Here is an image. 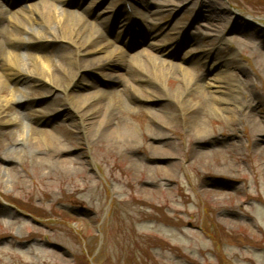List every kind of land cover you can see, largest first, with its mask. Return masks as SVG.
I'll use <instances>...</instances> for the list:
<instances>
[{"label":"rangeland","instance_id":"374dc122","mask_svg":"<svg viewBox=\"0 0 264 264\" xmlns=\"http://www.w3.org/2000/svg\"><path fill=\"white\" fill-rule=\"evenodd\" d=\"M0 1L7 11L45 9L40 0ZM48 2L62 25L90 29L70 42L54 41L53 27L41 40L21 36L60 82L23 79L19 90L0 97V264H264V0ZM199 8L211 19L196 20ZM210 23L223 33L209 30ZM99 42L109 44L103 53ZM150 42L167 48L159 57L192 73L200 84L193 94L211 91L201 84L219 77L235 114L207 106L202 116H186L196 104L189 98L184 115L173 103L159 111L138 96L132 100L129 58H105L118 48L128 57L151 51ZM21 54L27 73L30 60ZM92 57L106 64L103 71L84 67ZM64 59L80 70L74 81L59 67ZM106 72L126 81L104 78ZM167 80L182 86L174 71L151 86L165 91ZM97 89L106 96L83 109L98 103L102 115L113 109L135 132L128 149L90 135L98 115L83 120L74 106ZM115 99L132 110L114 108ZM157 113L166 124L152 120ZM30 128L50 132L60 144L12 153L27 140L46 144Z\"/></svg>","mask_w":264,"mask_h":264},{"label":"bare ground","instance_id":"6f19581e","mask_svg":"<svg viewBox=\"0 0 264 264\" xmlns=\"http://www.w3.org/2000/svg\"><path fill=\"white\" fill-rule=\"evenodd\" d=\"M44 4L45 9L43 10H37V6L33 8V6H30L29 8H26L27 10H19V11H7L5 10V7L3 3L0 1V97L5 95L10 89L14 92L16 90H19L17 88V85H21L22 83H25V80H29L28 83H38L41 82L43 79H47L48 81L52 82L53 84H58L60 81L56 76H52L53 72L48 67L49 61L43 57H39L37 55H34L31 50V43L24 40L21 36L23 34L30 36H34V39L41 40L42 35L48 31L49 28L53 27L55 30L58 31V34H52V39L54 41L62 42H70V39L72 37H75V39L78 36H81L85 32V28L90 29L87 25H83L82 28H77L79 23L76 25L74 24H68V25H62L60 21L57 20L58 17V11L57 7L53 5V2H48L45 0H40L38 3ZM171 4V3H170ZM175 4V3H172ZM176 5V4H175ZM160 8H163L160 5ZM207 9L206 13L211 12L210 7H204ZM43 12V13H42ZM12 13V14H11ZM14 13V15H13ZM65 11H62V15L65 14ZM205 13V12H204ZM202 10L200 8L198 9L197 14L195 15V19H208L210 20V17H207L204 15ZM11 14V15H9ZM35 15L38 16V18H35ZM155 15V14H154ZM10 16V17H9ZM19 16V17H18ZM36 20H40V24L42 27H39V31L35 33V31L32 30V27L34 25H40L38 22H35ZM128 19V18H127ZM131 19V17H129ZM6 21V23H5ZM78 22H83L82 20ZM85 24V23H84ZM28 26V27H27ZM210 26L208 29L211 31H216L218 35H221L223 33V30L217 29L212 23L208 24ZM191 26L186 28V31L189 30ZM129 29L130 32H134L132 29V25L129 22ZM137 33H141L140 31ZM91 33H88L86 43H91L92 40L96 37V35H100V33L97 31V34H92L91 37H89ZM141 35V34H140ZM155 35L152 34L151 36H146V39L148 41H153V37ZM145 38V36L143 35ZM150 37V38H149ZM97 38V37H96ZM138 39V36L136 37ZM142 41V42H141ZM137 41L140 44L144 43V40ZM233 41L237 42L233 39ZM155 42V41H154ZM193 43V42H192ZM150 47L152 48L151 51H148L147 49L142 50L140 53L128 57L127 52L125 50H120L119 48L116 50L117 52L110 53L108 57L105 58V60L113 59L114 57H117L120 60H124L126 58H129L130 68L134 71L136 74L135 76H132L128 80V85L131 99L135 100V98L140 97V99L148 104H151V106H155L157 110L161 111L163 110L164 104H170L173 103L176 109H180L182 111V114L184 115L187 113V109L185 106V99L189 98V101H195L196 104L194 106V109H191L189 114L187 113L186 116L190 114L194 115H203V110L209 106L214 111H224L230 114H235V109H231L232 106L231 101L228 99V95L221 92V89L219 88L218 80H220L219 77H215L213 79L214 82H205L201 85L205 88H213L211 91L206 92L203 91V93H199L200 96H197L196 94L192 93V90H195L197 88H200V84L195 80V77L192 76V73L188 71L187 69L181 67V66H175L172 65L170 62L166 61L165 59H162L159 57L158 54H162L164 51H168L166 47H163L161 45H158L157 43L150 42ZM142 46V45H141ZM109 47V44L106 42H99L97 46L98 53H103L106 51ZM163 47V48H162ZM164 49V50H163ZM157 51L159 53H157ZM30 60V64L27 65V73L22 70L23 64H22V54ZM81 52V51H80ZM79 52V53H80ZM155 52V53H154ZM115 53L118 55H115ZM81 54V53H80ZM63 60V57H62ZM65 63L60 64V69L64 71L65 74L71 75V79L74 81L77 77L76 75L79 73V69L76 70L74 64L71 60H65ZM84 67L86 69L91 70H101L105 68L106 64L103 62L98 61L95 58H88L86 61H83ZM122 63V62H120ZM120 63L117 66H120ZM168 68V69H167ZM165 69L170 71H174L179 77L181 76V82L182 86L175 88L174 83L171 80H167L168 85L165 87V91H161L160 89L157 90L151 86V83L159 82L161 79H164V77L170 73V71H166ZM29 71V72H28ZM21 72H24L23 74ZM166 72V73H165ZM104 78L110 79V78H119L118 80L125 82L126 79L122 78V76H115L114 73L106 72L101 73ZM187 82V84H185ZM21 83V84H20ZM68 86H66L67 89ZM125 92V91H120ZM106 96V91L102 89H97L96 92L91 93L90 95H84L81 97L80 100H74L72 101L74 106L77 107L81 113L83 111L81 119L85 120L88 117L93 116L94 119L98 115V119H96L95 122L91 123L90 129V135L93 131L94 135H98L100 138L111 140L115 145H121L123 148H129L130 145L134 144L136 142L135 139V132L132 129L131 125L128 123H124L123 121H120L119 119H115L113 117V109L111 108H105L104 114H100L101 109V103H98L96 107L83 109L87 106L88 101L90 102L95 99H102ZM1 100V98H0ZM164 102L163 104H156ZM80 103H83L80 105ZM156 104V105H155ZM2 105V102L0 101V106ZM112 106L118 107L122 112H126L129 108L132 110V107L129 106V103H126L122 101L121 99H115L112 103ZM77 108H75L77 110ZM83 109V110H82ZM237 114V113H236ZM155 115V114H154ZM152 120H157L158 123L161 122V124H166V120L159 115L158 113L156 116H151ZM80 119L79 125L84 126L83 120ZM1 120V117H0ZM162 124V125H163ZM197 124H194L195 128ZM161 127V126H160ZM163 127V126H162ZM163 129V128H162ZM197 133H204L205 128L198 126L196 129ZM264 132V130L262 131ZM30 135L33 137V135L39 136L42 139L45 140V145L38 147L36 143H32L31 140H27L23 142L22 148H18L12 150V153L14 154H28V153H34L33 151H38L42 149H46L49 145L58 146L60 144V141L52 135L50 132L45 130H40L37 128H30ZM155 135V134H154ZM154 139L152 140L154 145H158L156 137L153 136ZM41 148V149H40ZM152 151H161V147L159 146H153L151 147ZM18 151V152H16Z\"/></svg>","mask_w":264,"mask_h":264}]
</instances>
